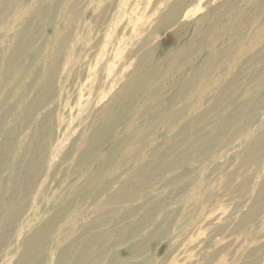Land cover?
Listing matches in <instances>:
<instances>
[{
	"label": "rangeland",
	"instance_id": "374dc122",
	"mask_svg": "<svg viewBox=\"0 0 264 264\" xmlns=\"http://www.w3.org/2000/svg\"><path fill=\"white\" fill-rule=\"evenodd\" d=\"M0 264H264V0H0Z\"/></svg>",
	"mask_w": 264,
	"mask_h": 264
}]
</instances>
